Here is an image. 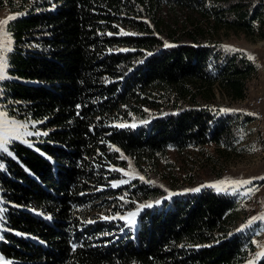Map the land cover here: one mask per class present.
<instances>
[{
  "label": "trees",
  "instance_id": "trees-1",
  "mask_svg": "<svg viewBox=\"0 0 264 264\" xmlns=\"http://www.w3.org/2000/svg\"><path fill=\"white\" fill-rule=\"evenodd\" d=\"M165 7L264 38L262 0H0L16 14L0 103L47 133L0 153L5 264H246L254 247L250 229H235L233 194L181 187L170 195L143 180L154 172L111 170L140 171L169 150H236L251 121L219 112L215 98L218 88L243 99L251 61L212 45L205 28L163 32ZM148 203L133 226L101 218Z\"/></svg>",
  "mask_w": 264,
  "mask_h": 264
},
{
  "label": "rangeland",
  "instance_id": "rangeland-1",
  "mask_svg": "<svg viewBox=\"0 0 264 264\" xmlns=\"http://www.w3.org/2000/svg\"><path fill=\"white\" fill-rule=\"evenodd\" d=\"M262 4L264 5V0H262ZM9 16L16 17V14L7 8L0 10V20H5ZM159 18L160 29L165 33L170 30L175 32L186 31L192 27L205 28V30L210 31L208 35L212 45L227 52L241 54L249 59L252 64L256 60L264 63V38L246 36L225 28L207 27V22L201 21L199 17L188 13L175 14L167 7L163 8ZM257 79H259L258 74L254 70V73L246 81L245 90L249 91L250 88H253L252 94L263 93L264 88L260 90L256 86L257 83L254 82ZM261 80L264 82V78ZM215 96L216 101L221 104V109H229L231 110L229 112L251 119L246 125V132L240 139L236 150L220 152L213 146L188 149L183 152L169 150L165 157L155 160L152 164L142 163V168L138 167L140 171L134 170L129 165H126L122 170L132 173L138 178L146 172H151V174L154 172L153 174H156L157 178L151 177L143 180L153 183L155 179L156 184L169 191L170 194H178L177 191H180L181 187L216 190L214 187L202 186L217 184L223 180H251V184L237 186L235 190L229 187L226 191L219 192H229L236 197L235 229L238 231L250 229L249 235L254 247L247 254L246 264H250V262L251 264H259L264 259V256L257 259V254L264 252V219H261L264 217V180L259 179V177H264V122L260 125L256 124L249 108L244 107L239 101L231 102L222 97L218 88H215ZM262 108L264 111V106ZM0 110L6 112L1 103ZM8 118L21 124H27V130L30 131L28 123H23L9 116ZM259 208H262V211H259ZM253 218H256L254 222L245 228L244 225Z\"/></svg>",
  "mask_w": 264,
  "mask_h": 264
},
{
  "label": "snow or ice",
  "instance_id": "snow-or-ice-1",
  "mask_svg": "<svg viewBox=\"0 0 264 264\" xmlns=\"http://www.w3.org/2000/svg\"><path fill=\"white\" fill-rule=\"evenodd\" d=\"M15 19L13 16H9L5 20H0V80L7 79L9 77L6 76V69L9 67L8 64V56L7 54L10 53L12 49L13 40L11 37V33L7 31V25L9 21ZM123 36H131L135 35V33L130 32H124L121 30L119 33ZM108 35H112V33H108ZM173 45L165 44V47H172ZM121 51H128V49H122ZM148 55H151V53H148ZM231 110L229 109H219V112L225 113L229 112ZM128 125H116V127H127ZM132 127H135V125H131ZM32 127L35 128V123L32 124ZM28 125L27 124H21L16 122L15 120L9 119L8 115L5 111L0 110V153H7L9 156H12V153L9 151L8 145L11 144L13 141H19L20 143H23L27 145L28 147H32L33 145L30 143L26 137H31L33 135L39 136V135H47V133H40V132H32L27 130ZM23 129V130H22ZM114 151H119V149H113ZM123 159V156H121ZM2 167V165H0ZM114 171H120L125 176L132 177L133 174L129 172H124L122 169H111ZM140 179H143V177H140ZM259 179L264 180V177H259ZM128 183V180H121L118 183H113L112 187L116 188L119 185H123ZM251 180L246 181H234V180H223L219 181L217 184L213 185H204L202 187H214L216 190L219 191H226L229 187H232L234 190L237 186H243L245 184H251ZM200 189H194L193 191H199ZM251 191V190H250ZM173 195V194H170ZM3 201L0 200V204H2ZM156 204H159L160 201H156ZM153 207V204H143L139 205L137 207L136 211L129 212L127 216L124 217H101L102 219H124L125 222L129 226H133L136 224V217L138 213L144 209V208H151ZM6 209L3 207H0V223H3L5 220L4 213ZM48 219H51V217H47ZM256 218H253L252 220L248 221V224L244 225V227H248L251 225ZM261 219H264L262 217ZM94 221H87V223H93ZM3 230V229H0ZM75 248V246H74ZM260 256H264V252L257 254V259L260 258ZM0 264H5L4 260L0 258ZM251 264V262H250Z\"/></svg>",
  "mask_w": 264,
  "mask_h": 264
},
{
  "label": "bare ground",
  "instance_id": "bare-ground-1",
  "mask_svg": "<svg viewBox=\"0 0 264 264\" xmlns=\"http://www.w3.org/2000/svg\"><path fill=\"white\" fill-rule=\"evenodd\" d=\"M253 67H254V70H255V72H257L258 77H259V79L254 80V82L257 83L256 86L261 90L262 88H264V82L261 80V78H264V63L262 64L261 61L256 60L253 63ZM252 82H253V79H252ZM252 91H253V88H250L249 91L244 90L243 99L240 100L239 102L244 107H247L251 110L253 121L256 124L260 125L261 123L264 122V111H263V108L259 111V105L255 101V99L262 98L264 92L255 95V94L251 93ZM259 211H262V208H259Z\"/></svg>",
  "mask_w": 264,
  "mask_h": 264
},
{
  "label": "built area",
  "instance_id": "built-area-1",
  "mask_svg": "<svg viewBox=\"0 0 264 264\" xmlns=\"http://www.w3.org/2000/svg\"><path fill=\"white\" fill-rule=\"evenodd\" d=\"M255 101L257 102V104L259 105V111L262 109V107L264 106V94L262 96V98L260 99H255Z\"/></svg>",
  "mask_w": 264,
  "mask_h": 264
}]
</instances>
